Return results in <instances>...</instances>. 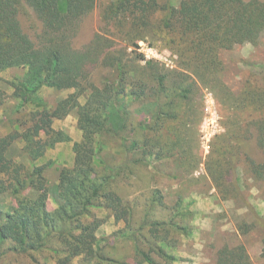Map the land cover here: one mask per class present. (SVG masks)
Segmentation results:
<instances>
[{
	"label": "trees",
	"instance_id": "16d2710c",
	"mask_svg": "<svg viewBox=\"0 0 264 264\" xmlns=\"http://www.w3.org/2000/svg\"><path fill=\"white\" fill-rule=\"evenodd\" d=\"M95 5L96 0H0V197H10L6 207L0 206V260L11 252L36 264L48 259L56 264H173L171 250L192 230L184 194L177 192L167 203L154 187L139 202L123 194L118 182L138 177L142 168L158 171L171 159L188 173L198 166L191 141L196 146L201 87L214 93L223 118L224 131L214 138L206 161L214 187L227 197V179L243 156L253 176L264 178V73H242L235 89L220 73L223 51L255 43L264 31V0H179L176 5L172 0H107L100 9L103 25L76 46L79 23ZM26 9L39 26L35 37L23 28ZM148 37L161 41L180 69L138 52L130 55L114 40L137 47ZM10 69L21 73L5 81L2 73ZM102 70L107 73H96ZM42 87L70 92L49 103L38 98ZM140 105L144 109L138 112ZM71 113L81 137L72 144V163L55 168L52 197L50 162L38 160L49 147L70 139L54 122ZM250 141L262 162L249 156ZM15 142L22 143L28 164L8 154ZM111 218L123 227L98 236ZM250 228L247 222L238 225L242 234ZM123 240L128 253L118 254ZM215 264L253 262L245 244L238 243L218 248Z\"/></svg>",
	"mask_w": 264,
	"mask_h": 264
},
{
	"label": "rangeland",
	"instance_id": "374dc122",
	"mask_svg": "<svg viewBox=\"0 0 264 264\" xmlns=\"http://www.w3.org/2000/svg\"><path fill=\"white\" fill-rule=\"evenodd\" d=\"M107 0H96V5L91 12L86 14L79 23L77 35L73 41L76 46L87 43L92 35L103 25L100 19V9ZM164 1V0H159ZM176 5L179 0H172ZM27 13L21 16L24 30L32 37L39 31L36 17L26 9ZM153 37V36H152ZM148 37L139 40L137 47L129 46L121 38H114L117 46H123L126 53L133 55L138 52L144 55V59H155L168 69H180L175 59L176 56L166 48L161 41ZM152 45H150V44ZM150 47L153 53L145 52L143 48ZM223 68L221 77L225 84L231 89L238 86L242 73H255L261 76L264 73V31L255 43L244 42L234 46L230 50L222 52ZM144 64L145 60H141ZM107 73L106 70L96 73ZM187 72V71H185ZM21 73L19 70L10 69L2 73L5 81L14 78ZM96 77V76H95ZM3 87L11 93V88L6 82ZM69 90L55 91L48 87H42L38 92V98L45 99L53 103L55 99L65 96ZM201 119L194 126L197 136L196 146L194 139L191 141V154L199 161L197 167L191 172H186L177 167L176 161L171 159L158 167L142 168L139 176L126 178L118 182L121 192L129 199L144 202L152 193L154 187H158L165 195V200L170 203L176 199L177 192L185 196L184 203L189 205L192 211V230L189 235L182 236L179 244L171 250L176 257L173 264H215L216 251L224 244L235 245L243 243L253 264H264V253L262 251V238L264 236V178H256L251 173L249 166L243 160L244 156L238 160L236 170L226 182L228 189L227 197L223 198L222 193L216 189L209 178L206 170V161L211 153L214 138L224 131L222 124V111L216 100L214 93L206 87H201ZM11 103L16 100L10 99ZM33 108L34 104H28ZM137 107V106H136ZM141 105L136 108L142 111ZM136 111V112H137ZM54 127L62 129L69 135L68 141L56 143L49 147L44 156L38 162H50L47 170V177L50 183L51 196L54 195V185L56 180V167L71 164L73 161L72 144L81 137V132L76 124L74 113L67 115L64 119L55 120ZM3 130H8V124L3 125ZM22 143L15 142L9 150V155L19 161L28 164V156L21 152ZM246 150L249 156L256 162H262L261 151L252 141L246 143ZM116 150L113 149V152ZM59 162L55 164L56 162ZM55 167V168H54ZM10 202V197L3 194L0 197V206L6 207ZM49 206L53 204L49 201ZM241 222L251 224L248 233L242 234L238 229ZM121 222L115 223L112 218L107 220L98 230V236H107L122 228ZM127 242L119 241L117 253H128ZM11 261L14 264H36L27 255H18L8 252L0 263ZM47 264H56L48 259Z\"/></svg>",
	"mask_w": 264,
	"mask_h": 264
},
{
	"label": "built area",
	"instance_id": "2783aa9c",
	"mask_svg": "<svg viewBox=\"0 0 264 264\" xmlns=\"http://www.w3.org/2000/svg\"><path fill=\"white\" fill-rule=\"evenodd\" d=\"M144 50H145V52L147 51V52H149V53H153V50L150 48V47H148V48H143ZM147 52H146V54H147Z\"/></svg>",
	"mask_w": 264,
	"mask_h": 264
},
{
	"label": "crops",
	"instance_id": "0c3cea01",
	"mask_svg": "<svg viewBox=\"0 0 264 264\" xmlns=\"http://www.w3.org/2000/svg\"><path fill=\"white\" fill-rule=\"evenodd\" d=\"M56 162V161H55ZM57 163H59V162H56L55 164H57ZM60 164V163H59ZM55 168V167H54Z\"/></svg>",
	"mask_w": 264,
	"mask_h": 264
}]
</instances>
